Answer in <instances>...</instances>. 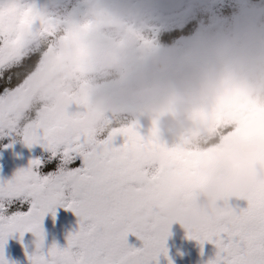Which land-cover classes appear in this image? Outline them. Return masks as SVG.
<instances>
[{
    "label": "snow or ice",
    "instance_id": "6c2138e0",
    "mask_svg": "<svg viewBox=\"0 0 264 264\" xmlns=\"http://www.w3.org/2000/svg\"><path fill=\"white\" fill-rule=\"evenodd\" d=\"M93 27L91 21L73 24L41 0H0V136L20 135L26 145L41 144L59 159L46 176L32 171L40 163L33 160L0 183V200L31 198L27 212L0 215V249L13 233L43 239L44 215L67 204L79 217L78 230L63 249L53 245L29 256L30 264H153L166 251L169 234L159 210L196 189L203 180L202 158L220 152L233 160L246 189L188 228V236L214 244L208 264H264V105L236 97L226 118L217 121L223 125L221 144L207 150L169 145L135 121L98 136L87 114L73 110L85 103L83 93L52 106L37 99L42 77L55 69L63 46L79 44ZM129 234L143 246H129ZM0 264H6L2 254Z\"/></svg>",
    "mask_w": 264,
    "mask_h": 264
},
{
    "label": "clouds",
    "instance_id": "9594fccd",
    "mask_svg": "<svg viewBox=\"0 0 264 264\" xmlns=\"http://www.w3.org/2000/svg\"><path fill=\"white\" fill-rule=\"evenodd\" d=\"M153 12V0H87L82 14L66 15L94 27L79 44L63 46L37 99L52 106L83 93L85 103L73 110L87 114L98 136L128 119L169 145L214 148L223 134L217 121L236 97L264 105V7L244 0L232 17L202 24L171 45L157 40ZM199 171L196 189L159 210L162 222L195 227L246 189L226 153L210 152ZM33 237L28 257L43 247Z\"/></svg>",
    "mask_w": 264,
    "mask_h": 264
},
{
    "label": "flooded vegetation",
    "instance_id": "af4514ba",
    "mask_svg": "<svg viewBox=\"0 0 264 264\" xmlns=\"http://www.w3.org/2000/svg\"><path fill=\"white\" fill-rule=\"evenodd\" d=\"M87 0H41L60 15H80L85 10ZM244 0H153L152 24L156 30V38L163 45H171L182 37L193 34L202 24L221 18L232 17ZM253 7H264V0H247ZM126 119L124 122H129ZM143 122H141L142 124ZM141 129L144 128L141 126ZM38 160L39 165L32 166V171L43 177L54 172L59 164L58 158L41 144L28 146L20 135L0 136V183L13 179L16 173L27 169L30 162ZM79 164V160L76 161ZM68 198V190L65 191ZM0 215L11 216L15 212H27L31 206V198H5ZM79 228V217L67 204L57 205L47 212L41 220L43 247L41 252L47 253L53 245L63 249L67 245V237ZM168 236L164 241L165 252L160 253L153 264H208L215 255L214 244H201L188 236L187 230L179 223L169 225ZM33 233L10 235L0 254L6 264H30L25 246L33 239ZM126 242L133 248H141L143 242L129 234ZM74 250V249H73Z\"/></svg>",
    "mask_w": 264,
    "mask_h": 264
}]
</instances>
